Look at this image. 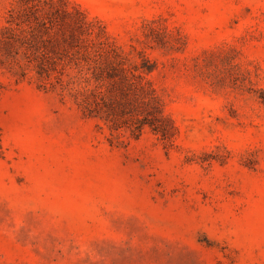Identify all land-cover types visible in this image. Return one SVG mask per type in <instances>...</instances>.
Listing matches in <instances>:
<instances>
[{
	"label": "rangeland",
	"instance_id": "374dc122",
	"mask_svg": "<svg viewBox=\"0 0 264 264\" xmlns=\"http://www.w3.org/2000/svg\"><path fill=\"white\" fill-rule=\"evenodd\" d=\"M66 1L149 58L175 130L0 66V264H264V0Z\"/></svg>",
	"mask_w": 264,
	"mask_h": 264
},
{
	"label": "trees",
	"instance_id": "16d2710c",
	"mask_svg": "<svg viewBox=\"0 0 264 264\" xmlns=\"http://www.w3.org/2000/svg\"><path fill=\"white\" fill-rule=\"evenodd\" d=\"M0 66L17 81L69 95L84 118L104 122L112 135L126 130L139 140L149 128L173 137L149 58L124 51L99 20L66 0H13L0 27Z\"/></svg>",
	"mask_w": 264,
	"mask_h": 264
}]
</instances>
